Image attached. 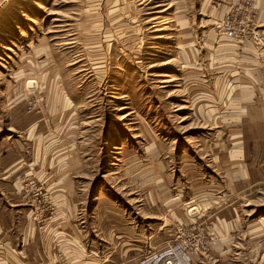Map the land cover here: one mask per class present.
Segmentation results:
<instances>
[{"label": "rangeland", "instance_id": "obj_1", "mask_svg": "<svg viewBox=\"0 0 264 264\" xmlns=\"http://www.w3.org/2000/svg\"><path fill=\"white\" fill-rule=\"evenodd\" d=\"M0 230L24 264H264V0H0Z\"/></svg>", "mask_w": 264, "mask_h": 264}, {"label": "crops", "instance_id": "obj_2", "mask_svg": "<svg viewBox=\"0 0 264 264\" xmlns=\"http://www.w3.org/2000/svg\"><path fill=\"white\" fill-rule=\"evenodd\" d=\"M7 231V229H5ZM2 232V230H0ZM0 232V233H1ZM8 234L5 232L4 236H7ZM0 240H3L2 237H0ZM12 243H8L7 241L0 242V252H5V254L0 253V264H24L23 259H15L13 258V251L15 249L11 245ZM21 244V243H20ZM23 243L21 244V246ZM18 251H21V249H17ZM23 250V248H22Z\"/></svg>", "mask_w": 264, "mask_h": 264}, {"label": "built area", "instance_id": "obj_3", "mask_svg": "<svg viewBox=\"0 0 264 264\" xmlns=\"http://www.w3.org/2000/svg\"><path fill=\"white\" fill-rule=\"evenodd\" d=\"M232 33H233L232 29H227L226 34L228 36H232Z\"/></svg>", "mask_w": 264, "mask_h": 264}]
</instances>
